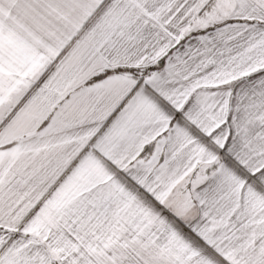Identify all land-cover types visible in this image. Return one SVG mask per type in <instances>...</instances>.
<instances>
[{"label": "snow or ice", "instance_id": "1", "mask_svg": "<svg viewBox=\"0 0 264 264\" xmlns=\"http://www.w3.org/2000/svg\"><path fill=\"white\" fill-rule=\"evenodd\" d=\"M0 264H264V0H0Z\"/></svg>", "mask_w": 264, "mask_h": 264}]
</instances>
